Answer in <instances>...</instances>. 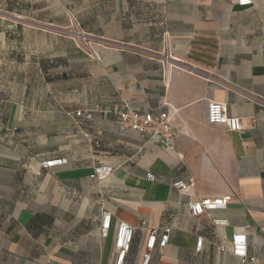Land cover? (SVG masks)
<instances>
[{"label": "crops", "instance_id": "obj_1", "mask_svg": "<svg viewBox=\"0 0 264 264\" xmlns=\"http://www.w3.org/2000/svg\"><path fill=\"white\" fill-rule=\"evenodd\" d=\"M237 1L96 0L80 17L97 57L78 53L65 71L50 72L38 99L0 107V264H117L119 222L135 228L123 264H143L149 233L168 228L170 242L149 264H241L219 249L239 232L264 264V0ZM123 102L169 113L183 158L122 129ZM209 102L225 104L243 129L209 124ZM26 132L36 144H26ZM98 165L115 173L92 180ZM192 178L199 196L232 202L193 218L173 187ZM102 198L113 213L108 238ZM211 218L229 225L215 229Z\"/></svg>", "mask_w": 264, "mask_h": 264}, {"label": "rangeland", "instance_id": "obj_2", "mask_svg": "<svg viewBox=\"0 0 264 264\" xmlns=\"http://www.w3.org/2000/svg\"><path fill=\"white\" fill-rule=\"evenodd\" d=\"M96 5V0H0V107L4 111L27 98L38 99L40 92L48 91L47 76L65 71L78 53L95 56L92 48L97 42L79 23ZM32 133L25 135L31 146L36 144ZM7 135L16 141L17 132Z\"/></svg>", "mask_w": 264, "mask_h": 264}, {"label": "built area", "instance_id": "obj_3", "mask_svg": "<svg viewBox=\"0 0 264 264\" xmlns=\"http://www.w3.org/2000/svg\"><path fill=\"white\" fill-rule=\"evenodd\" d=\"M240 7H249L254 4V0H238ZM85 37V36H83ZM94 56V55H93ZM94 57H97L95 54ZM167 59V58H166ZM264 107V99L257 100ZM81 116L82 112H77ZM119 126L124 130H129L138 135L148 137L151 141L159 144L162 148L176 152L180 159L183 155L177 150L178 132L173 126V118L169 113L154 114L152 112H139L129 102H123L122 106L116 111ZM207 122L211 125L225 126L230 132H240L243 129V120L237 117H231L228 114L227 106L219 102H209L207 107ZM65 160H53L42 162L44 168H54L62 166ZM115 173V168L111 165H98L94 168L90 176L92 180L104 182ZM147 177L155 181L157 177L149 173ZM173 187L188 197L187 210L193 218H200L211 212L225 209L233 200L232 196H223L217 198L201 197L196 190V182L192 178L186 182L178 180L174 182ZM102 210V225L100 234L102 238H108L113 225V213L107 207L104 199H100ZM210 224L213 228L219 229L229 225L226 218H211ZM135 228L128 223L119 222L115 234V251L117 255V264H123L127 254L131 250ZM171 229H154L148 235V243L143 254V264H149L152 258V252L159 244L161 249L166 248L171 238ZM205 239L198 237L196 251L203 249ZM224 252H230L241 264H256L257 259L249 253L248 237L245 232H239L233 235L229 246L222 244L219 247Z\"/></svg>", "mask_w": 264, "mask_h": 264}]
</instances>
